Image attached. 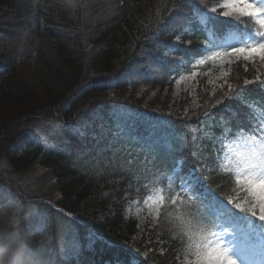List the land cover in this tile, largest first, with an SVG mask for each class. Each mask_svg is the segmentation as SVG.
<instances>
[{
  "label": "trees",
  "instance_id": "obj_1",
  "mask_svg": "<svg viewBox=\"0 0 264 264\" xmlns=\"http://www.w3.org/2000/svg\"><path fill=\"white\" fill-rule=\"evenodd\" d=\"M52 1L36 0L37 6L34 5V11L31 13L38 17L39 21L33 25V29L37 32V43H43V46L33 56H31L33 49L22 56H31L29 62L32 61V63L29 65L39 64L38 74L31 86L32 90L38 89L41 92H36L37 96L29 99H27L25 91L19 93L17 96L19 100L14 98L13 101V98H10L15 106L16 102L20 104L14 108L13 117L8 116L7 121L0 125V152H4L3 154L9 155L13 159L14 169L19 167L20 163L32 165L37 158L40 159L42 165L54 174L53 177H55L58 186L57 199L59 198L62 209L69 210L72 212L71 214L77 212L80 220L75 224L79 231L85 233L88 228H94L98 235H102L106 239L116 243H131L135 241L133 237L137 233V223L134 219L124 218L118 209L116 217L107 218L96 215L97 218L93 216L85 218V212L103 211L108 206H105L107 198L113 190L118 191L121 185L119 184V189H114V186L106 189L104 183H108V181L105 178V172H100V169L95 170L94 167L89 168L78 161V158L80 161H85V158L68 146L69 143L78 140V136H74L71 131L63 132L65 134L59 138V146L43 150L41 142H37L35 138L32 139L31 126H33V120L38 121L40 118L45 121L55 120L56 106L69 112L83 110L79 115L81 116L93 106L104 102L101 100L93 104V101L105 97L107 89L108 92L109 90L113 91L112 96L118 99L116 102H129L135 94L143 90L145 87L137 83L136 80L146 81L143 74L149 73V67L153 62L152 56L158 60L163 58V51L151 38L152 33L159 26L156 21L161 0H83L84 6L78 5L80 9L77 8L74 13L69 12L66 19L57 17L58 14L56 13H49L52 12L49 11ZM89 1H91V6L87 8L86 5ZM102 14L106 15V21L100 23ZM71 16L74 18L72 19ZM43 21L45 22L44 27L42 26ZM66 31L71 34L65 33ZM41 32H46L48 36L40 40L38 36ZM73 34L80 36V40L76 41L75 37L68 38ZM46 41L51 45V49L44 44ZM2 56L10 60L8 55L2 54ZM27 64L21 63L20 67ZM5 65L7 69L2 71L1 66L3 65L0 64L1 72L5 74L14 72L16 66H10L8 63ZM50 66L59 69L61 76L53 72ZM253 68L255 67L245 70L241 64L235 65L231 75L233 74L236 79H241L237 83V88L243 89L241 95L244 97L236 100L229 99L226 107L222 105L219 108L221 112L226 110L233 130H239L241 127L249 129L250 117L255 116L250 113L251 106L260 104L261 91L258 83L249 85L243 83L246 77H253V73L249 74V70L253 71ZM17 69L15 74L18 72ZM63 75L67 77L64 85ZM69 81L71 82L67 83ZM17 82L19 79H16ZM110 82L115 86L108 87ZM18 86L23 88L22 85L16 84L17 89H19ZM159 87L160 90L166 89L165 84ZM56 88H60V90ZM57 90L59 91L57 92ZM51 92L55 94L52 97L49 96ZM40 96L45 98L43 102L40 101L31 106L34 101L40 99ZM201 96L202 103H205L208 99L204 97L203 93ZM159 98L162 99V97ZM216 98L218 97H215L214 101ZM10 100L7 99L2 102L7 105L8 102H11ZM24 100H27L26 103L30 107L21 105ZM43 103L49 104L50 113H46L47 107ZM214 108L217 109L218 107L215 106ZM234 115L235 119H233ZM79 116L70 117L62 113L60 119L66 123H71L77 121ZM16 146H18V150L14 151L13 148ZM3 148H5L4 151H2ZM213 177L220 187L228 185L229 190H231L230 180L224 179L220 175H213ZM1 187L5 190V196L0 195V209L6 207L5 216L6 225H8L13 220L8 211L9 205L18 201L15 198L13 186L0 185ZM232 188L234 187L232 186ZM106 190H108V197L105 195ZM122 194L123 192H121V196ZM25 198L28 202L31 197L25 195ZM46 200L53 207L50 201H55L50 197H46ZM80 203H86L84 208H78ZM33 205L45 208V214L41 217L44 228L38 232L34 230L36 226L26 229L23 226L26 222L23 214L20 217V223L34 240L45 245V239H41V236L49 233L54 227L53 218L55 214L65 219L68 217L60 215L46 203L33 202ZM171 235L176 240L173 237H168L167 242L162 245L167 249L165 262L162 259L156 262L163 264L174 260L172 254H175L179 247L174 252L173 244L177 241L176 246H179V240L174 234ZM58 238L59 230L54 234L50 246L45 245L46 255L51 264H71L67 257H64L61 263L55 262L52 256V248L57 250ZM136 244L141 247L139 242Z\"/></svg>",
  "mask_w": 264,
  "mask_h": 264
},
{
  "label": "snow or ice",
  "instance_id": "obj_2",
  "mask_svg": "<svg viewBox=\"0 0 264 264\" xmlns=\"http://www.w3.org/2000/svg\"><path fill=\"white\" fill-rule=\"evenodd\" d=\"M186 8L191 11L186 12ZM156 22L159 26L152 33L151 38L163 51V58L154 65L156 69L154 75H158L161 71L167 73L169 79L178 75L179 78L175 80L177 85L189 76L195 77L197 72L194 69L203 65L214 66L223 75H227L223 72L226 65H233L241 59L245 62L253 61L254 66L258 59L257 71L259 72V68H264V0H214L212 3L206 0H161ZM220 25L243 26L244 30L231 31L226 36L217 38L212 27ZM199 34H203L204 39H197L196 46L193 47V40L186 37H198ZM185 71H189V76L184 74ZM256 82H259L260 88L264 89V80L260 79L259 74L255 80L245 79L244 85ZM107 86L115 85L110 82ZM219 87L223 88L224 85ZM242 92L243 89L233 88L229 84L226 92L214 103L209 104L207 101L205 103L208 104V108L215 107L225 99H239ZM152 95H155V92ZM112 99L116 97L113 96ZM111 107L117 117L115 127L106 129L103 123L97 124L100 136L95 132L85 131L97 120H103L100 110H94L88 119L77 118L76 124H49V135L54 134L59 139L67 129L81 138L86 134L91 135L92 139L99 143L101 138H107L106 134L110 133L111 140L106 148L107 152H112V149L120 143H134L151 152L165 150L163 142L168 135L170 122L164 120L162 116H152L146 112L130 118L119 105H111ZM208 108L203 112L205 119L198 120L197 123L203 125L206 120L213 121L207 126L208 132L204 137L209 146L189 152L195 163L187 176L181 175L179 165H174L170 172H156L152 183L156 185L164 181L166 183L163 187H157L154 194L148 195L144 203L149 208L157 206L156 212L159 215V206L163 205L165 192L172 193L174 185L179 191L167 196L172 206L183 205L185 208H190L193 197L200 198L197 192H204L203 198L210 201L207 214L199 212L194 215L189 211L178 217L180 236L186 237L188 241L184 264H238L228 247L232 237L223 224L226 218L236 214L232 208L225 206L211 188H204L205 178L200 174V169L219 163L220 171L229 173L235 179L239 190L250 197L246 203L232 199H229L228 203L239 209L244 216L264 222V113L250 117L251 134H249L243 130L233 131L228 120L223 117L215 118ZM183 115L188 116L187 109L184 110ZM136 121L142 122L145 128L143 133L138 129ZM217 130L219 136L216 134ZM34 131L40 135L39 128H35ZM197 131L198 128L188 127L187 133L181 134V143L184 144L185 150L197 142L198 138L194 135ZM40 138L45 145L49 143V136L40 135ZM217 140H219V151H215L217 145L214 142ZM209 156H214V159L210 160ZM126 163L134 166L132 159H126ZM152 167L155 165L153 164ZM145 170L147 171L148 168L146 167ZM182 195L187 197V201L180 199ZM245 199L246 197H241V200ZM250 254L251 250L247 256V264ZM143 255L147 256V253ZM260 255L261 264H264V250H261ZM112 264H132V261L116 258Z\"/></svg>",
  "mask_w": 264,
  "mask_h": 264
},
{
  "label": "rangeland",
  "instance_id": "obj_3",
  "mask_svg": "<svg viewBox=\"0 0 264 264\" xmlns=\"http://www.w3.org/2000/svg\"><path fill=\"white\" fill-rule=\"evenodd\" d=\"M34 5L37 6L36 0L0 1V43L2 42V44L0 45V64L5 65L8 63V65L10 66L14 65L16 66V70L18 67H20L21 63L25 62L27 64L31 56L35 55L37 51L41 50L43 43H37V32L33 29V25H36L39 21V18L31 13L32 11H34ZM78 5L84 6L83 0H53L51 10H49L52 12L49 13H56L58 14L57 17H62L66 19V17H68L69 15V12L74 13L77 8L80 9ZM89 6H91V1H89V3L86 5L87 8ZM71 18L73 19L74 17L71 16ZM105 21L106 15L102 14L100 16V23ZM42 26H45L44 21ZM65 33L71 34L69 31H66ZM45 36H48L47 33L41 32L39 33L38 37H40L41 40L45 38ZM71 37H75L76 41L80 40V36H75L74 34L72 36H68V38ZM53 42L55 41L53 40ZM44 44L49 49H51V45L48 44L47 41L44 42ZM30 49H33L32 55L29 57H22ZM2 54L8 55L10 57V60L3 57ZM30 63H32V61L29 62L27 65H23L18 68V72L16 74L15 70L13 73L11 72L6 74L0 71V125L6 122V118L8 116L13 115L14 108H16V106H19V102H16V106L12 103L14 101V98L18 99L17 96H19V93H23L25 91L26 97L27 99H29L31 97L37 96L36 92H41L38 89L32 90L31 86L32 82L35 81L36 76L38 74L39 64L29 65ZM244 63L249 66H243L245 70L250 69V67H255L253 68V71L249 70V74L253 73L254 76V73L256 72V76L259 74L260 78L264 77V68H259V72L257 71L259 67L258 59L255 63V66L253 61H244ZM50 67L53 72L61 76L59 69H54L52 66ZM231 69H233L232 65H226L223 69V72L227 73V75H223L222 72L214 66H199L194 69V71L197 72V75L195 77H190L189 72L185 71L184 74L186 76H189L188 79H186L185 81H181L179 85H177L176 83L175 85H167L165 90H160V88H158L162 84L160 82L147 83L143 86L145 88L135 94V96L131 98L127 105L123 107V105L121 104L119 106L122 111L129 115L130 118H134L138 113H143L142 111H138L136 109L134 111H131L132 109H129L130 102L140 103L146 108L153 106L155 107V109H157L155 111L160 113H163V110L166 109L168 111L175 112L176 117H181L182 119H188V117L197 118L198 115L193 116L192 112H195L198 109L196 105L204 104L202 103V93L204 97L208 99V103L213 102L215 97H217L216 93L219 92L220 89H222L221 87H219L220 85H224L223 89L225 91L228 88L229 84L233 85L234 83H238L241 80L234 78L233 74H230ZM63 76L64 85V83L67 81V77L65 75ZM16 79H19V82L16 83ZM209 81H211V83H209ZM225 81H227V83H225ZM70 82L71 81L67 83ZM16 84L22 85L23 88L18 86L19 89H17ZM56 89L60 90V88ZM59 90H57V92ZM53 92L49 94L50 97L53 96ZM153 92H155V95H152ZM161 93L163 96L161 95ZM222 94L223 93H221V95ZM112 95L113 91L109 90L108 92L107 89L105 97L103 99H97L96 101H93V104L100 102L101 100H104V102L98 103L96 106H93L92 109H90L89 111L87 110L81 116L79 115L82 113L83 110L69 112L63 111L62 109L56 106V109L54 111V115H56L55 120L45 121L40 118L38 121H32V139L35 138L37 142L38 140H40L42 142L43 150L55 148L60 145V142L54 134L49 135V124H76V121L71 123L63 122V119H60L62 118V113H64L66 116L69 115L70 117H74V115H77L79 116L78 118L88 119L94 110H100L103 120H97L95 124L92 125V127L85 129V131L86 133L95 132L97 136H100L101 133L100 130L96 127L97 124L107 123V128L115 127L116 124L117 117H111L113 114V108L111 107V105L115 103L118 99H112ZM159 97H162V99H160ZM10 98H13V101H11ZM7 99H9L11 102H8V104L6 105L2 101H5ZM44 99V97L40 96V99L34 101L31 106L38 104L40 101L43 102ZM26 102L27 100L22 101L21 105L24 107L27 106V108L30 107V105ZM43 104L47 107L46 113H50V106H48L49 104ZM147 105L150 106L148 107ZM185 109L188 110V116L183 115ZM154 114L155 116H162L159 113ZM203 118L204 116H202V119ZM111 122L113 123L111 124ZM139 124H142V122L139 121ZM210 124H212V121L206 120L204 123V127L208 128L207 126ZM194 127H198L197 123L194 125ZM35 128L40 129V135L49 136V143L47 145L44 144L43 140L40 138V135H38L34 131ZM140 131L142 133L145 131L144 126L143 128L141 127ZM64 134L65 133H63V135ZM72 134L74 136H78V140L76 142L69 143L68 146L74 149L76 152L82 154V157L85 158V161H80V158H78V161L83 165H88V163H90L91 167L97 168L100 163H104L109 160H106V157L109 153L113 154L117 152L115 148L112 149V152L106 151V148L111 140L110 133L106 134L107 138H101L99 143L96 140L92 139L91 135L86 134L83 138H81L78 134H74L73 132ZM181 134L182 131H180L179 133L175 128L169 127L168 135L163 142L165 150L160 153H166L172 148L173 145H182L180 137ZM205 134L206 132L203 131L201 136L204 138ZM17 147L18 146L13 148V150L17 151ZM124 149L143 158H151L152 160L157 159L156 152H151L142 149L134 143L127 144ZM4 150L5 148H3L2 151ZM103 150H105V153L101 155V152ZM3 153L4 152H0V185L13 186L16 197L13 194L10 195H13L16 200L17 198L19 200V202H15L13 205H9L8 211L11 214L10 216L13 219L16 218L20 221V217L23 214L24 219L26 221L24 222L23 226L26 229L33 228L36 226L34 230L35 232H38L44 228L42 224L43 219H41V217L45 214V208H40L38 205H33V202L46 203L51 207L49 202L46 200V197H50L55 201L54 203L56 207H62V205L59 204V198L57 199L58 186L57 182L55 181V177H53L54 174L50 169H47L45 166L42 165L39 158H37L32 165L20 163L19 167L14 169L12 161L13 159L9 155ZM84 155L90 156L91 159H88ZM105 178L108 181V183H104V187L106 189H109V187L113 186L115 187L114 189H119V184L121 185V187L118 191L113 190L110 196L108 194V190H106L105 195L109 197L106 200L105 206H108L104 208L103 211L94 212L93 210L90 212H85V218H87L88 216H93L97 218L96 215L104 216L107 218L116 217L118 215L117 209L121 211L122 215H124V212L121 209L123 207V204L121 202V192L126 191L128 189V186L123 180L122 171L119 170L116 175L105 176ZM0 195L5 196V190L2 187L0 188ZM25 195L31 197L28 201L30 203L27 202ZM232 200L238 201L240 199L239 197H234L232 198ZM80 204L81 205H79L78 207L80 209L84 208L83 206L86 205V203ZM226 206L235 209L232 204L228 203ZM51 208L54 209L56 212L60 213V215L68 217V219H65L55 214L53 218V221H55L54 227L49 233L42 235L41 239H45V245L50 246L54 234L59 230V246L57 250L52 248V256L54 257L56 263H61L64 257L60 255V252L62 254H67L71 249V243L69 239L72 241L77 238V233H74L76 230L75 223H78L80 219L76 214L77 212L71 214L69 210L63 212L61 209L56 210L53 207ZM5 211L6 207L0 209V226L6 225L7 223ZM126 212L128 216L135 217L138 223L137 233L133 237V239L137 240V242H132L129 245L136 247V243L140 242V245L143 247L144 252L150 251L151 255H157L158 257L162 258V260L165 262V259H163V253H167V249L165 248V246L162 245L167 242V238L163 236V229L167 228L169 232V228H171L169 224L161 223L156 216H151L149 212H144L142 207L135 206V203L128 205L126 208ZM10 223L11 222H9V224ZM225 223L229 229L230 236L232 237V239L228 243V247L231 251V254L237 259V261H240L242 264H247V256L251 250V254L248 258L249 264H261L260 253L261 250H264V234L260 233V231H256V227L252 226L251 221L250 224L245 228L241 224L236 225L235 222L232 221H227ZM89 231H91L92 233L95 232L94 229H91ZM177 247L178 246L173 245L174 252ZM152 250L154 252H152ZM186 250L187 248L180 246V248L176 250V253L172 254L174 260L169 263L177 262V264H184Z\"/></svg>",
  "mask_w": 264,
  "mask_h": 264
},
{
  "label": "clouds",
  "instance_id": "obj_4",
  "mask_svg": "<svg viewBox=\"0 0 264 264\" xmlns=\"http://www.w3.org/2000/svg\"><path fill=\"white\" fill-rule=\"evenodd\" d=\"M0 264H51L45 245L28 234L16 218L0 226Z\"/></svg>",
  "mask_w": 264,
  "mask_h": 264
}]
</instances>
